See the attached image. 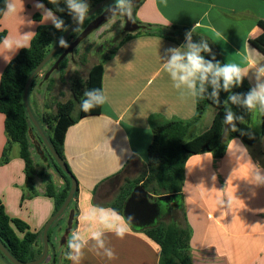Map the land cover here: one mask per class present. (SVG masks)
<instances>
[{
    "label": "crops",
    "instance_id": "0c3cea01",
    "mask_svg": "<svg viewBox=\"0 0 264 264\" xmlns=\"http://www.w3.org/2000/svg\"><path fill=\"white\" fill-rule=\"evenodd\" d=\"M35 2L39 1L15 0L16 14L0 12V34L19 38L29 33L31 43L39 25L34 16L41 13ZM3 9L4 0H0ZM134 15L149 29L120 42L105 61L102 89L107 102L101 114L80 119L65 137L64 156L78 182L77 195L67 211L77 214V227L85 237L89 225L83 214L91 205L113 208L120 191L148 171L152 128L171 120L193 122L196 115V98L180 96L158 55L166 58L168 48L185 42L173 33V27L189 31L197 25L195 33L209 39L225 62L239 64L245 71L257 62L264 63V55L250 43L262 33L257 22L264 20V0H143ZM4 39L0 42V81L8 63L22 50L10 52ZM246 79L253 87L252 72ZM231 107L243 117L241 121L261 131V114ZM39 111L41 116L52 113L46 104ZM216 113L215 107L208 106L192 123L185 141L208 130ZM231 132L225 125L222 157L204 152L190 157L185 166L184 201L174 221L190 230L193 264H264V185L257 186L252 178L254 165L264 172V136L255 145H248L237 137L229 138ZM8 146L5 116L0 113V201L10 218L21 220L31 232L38 233L55 210L54 200L45 196L48 180L57 192L63 191L67 182L32 152L37 170L44 169L45 177L27 183L17 144L11 146L4 161ZM67 228L68 224L63 229L67 232ZM105 241L114 251V259L104 256L89 239L80 264H160L159 247L131 225L122 239L109 232Z\"/></svg>",
    "mask_w": 264,
    "mask_h": 264
},
{
    "label": "trees",
    "instance_id": "16d2710c",
    "mask_svg": "<svg viewBox=\"0 0 264 264\" xmlns=\"http://www.w3.org/2000/svg\"><path fill=\"white\" fill-rule=\"evenodd\" d=\"M36 1L44 3L46 8H53L51 4L47 3V0ZM89 1L92 3L90 7L91 9L101 0ZM61 6H63V4ZM57 15L65 21V26L68 30L75 24L67 12L57 13ZM93 18L94 16L88 19L81 26V31L79 33L73 32L69 36L67 40L68 44L73 42L78 37V35L84 30V28ZM34 19L35 21L40 22L41 15L35 14ZM136 22L139 24L137 20ZM257 24L262 30V33L258 37L251 39L250 43L255 49L264 55V20H259ZM148 29L149 28L146 26H141L140 31H147ZM67 31H58L52 24H39L30 46L22 49L19 54L8 63L1 76L0 113L5 116V130L9 137V146L4 150V161L7 162V156L12 144H18L20 148V157L25 163L26 181L29 184H33L36 177L44 178L45 171L43 169L40 171L37 170L38 166L35 162V159L33 158L32 131L36 129L33 127L24 104L25 86L40 62L47 57V55L58 43L59 39ZM173 31L177 33L176 35L180 36L182 39H185V33L188 30L175 26L173 27ZM132 35L133 34H127L125 38L121 39V42L131 38ZM4 37L5 33H1L0 42H2ZM199 38H204L209 42L212 53L215 55L216 60L220 61L221 63H226L222 59L216 46L209 39L205 38L201 34L194 33V41ZM65 49L66 48L61 47L54 56V59L59 58ZM114 50L111 53H114ZM108 58L109 57H106L103 62L95 64L89 71L87 79L75 77L72 80L70 85L72 98L64 103H59L57 105V112L54 115L45 114L44 116H41L40 119H37L52 147L62 157V159L65 160V162L64 143L69 128L76 124L80 119L101 114L102 105L92 109L89 112L81 111L79 106L86 90L93 88L102 89L104 63ZM205 58L211 59V56L206 55ZM67 64L68 58L66 57L59 65V73L61 75L64 73ZM39 76L40 75L38 74L35 77L30 88L29 96H31L33 90L39 86L37 82ZM50 79L49 81L51 83L52 79ZM46 81L47 79H45V74H43L42 83H45ZM50 85L51 84H49V87L51 88L52 86ZM250 88L251 87L245 78L242 87L235 88L233 91L246 93ZM226 96L227 93L221 92V101H223ZM196 102V115L193 119V122L198 121L202 117L208 106L211 105L217 109V113L214 117L211 127L195 138L185 141L187 133L193 122L171 120L160 125H155L152 128V143L148 149V171L135 181L129 182L127 186L120 191L117 200L113 204V208L123 215L124 204L130 196L132 190L138 185H142L149 193L157 197L164 195L172 196L171 202L163 205V214L161 217L162 219L164 217L170 216L172 213V218L169 223L160 222L159 220L155 227L145 230L135 228L136 230L143 232L159 247L160 264H193L189 253L190 230L187 227H178L174 221L175 216L173 215V213H176V211L181 210L183 206L184 197L182 191L184 185L185 166L190 157L204 152H215L218 157H222L225 148L223 143V133L225 126L223 123V104H214L209 99H196ZM76 110L78 114L75 117L74 113ZM45 126L49 127V133L46 131ZM236 129V131L231 132L229 138L237 137L248 145H255L260 140V138L264 136V115H262V128L260 132L253 129L244 121L240 120L236 121ZM36 135L39 144L44 147V150L51 161V165L67 182L66 188L61 192H57L51 179H49L47 182L45 196L54 200V214H56L68 197L69 191L71 189V180L57 165L56 161L53 159L52 155L37 132ZM36 194L37 192H33V195ZM76 195L77 193L75 196ZM59 220L49 230L50 242L54 249L56 247L54 244L55 229L59 225ZM77 224V214L75 213L72 229L71 231L66 232L67 240L70 233L77 228ZM0 241L4 244V246L14 258L23 263L37 260L44 252L43 230L38 233H33L30 231V228L26 223L19 219L10 218L7 215L1 201ZM66 250L68 251L67 243ZM0 255L10 264H12L1 252ZM58 261L59 259L55 255L53 264H58ZM43 264H48L47 260Z\"/></svg>",
    "mask_w": 264,
    "mask_h": 264
},
{
    "label": "clouds",
    "instance_id": "9594fccd",
    "mask_svg": "<svg viewBox=\"0 0 264 264\" xmlns=\"http://www.w3.org/2000/svg\"><path fill=\"white\" fill-rule=\"evenodd\" d=\"M53 8H46L42 2H35L34 7L41 12V23L51 22L58 31H67L65 21L57 13H65L71 16L76 27L75 33L81 31L89 12L88 0H47ZM63 4V6H61ZM134 0H113V3L106 8L109 13L108 23H116L120 19V27L124 28L127 22H136L134 17ZM5 16L14 15L17 12L15 0H4V9L0 10ZM33 23V21H29ZM197 25L185 33V42L178 47H170L166 50L167 57L161 56L162 68L172 81L173 87L181 97L190 96L196 99H209L214 104L224 106L223 123L236 131V121L243 120L237 116L232 105L243 108L247 113H259L264 115V63L253 64L248 71H245L236 63H221L216 60L209 42L204 38L194 41V33ZM29 33L19 38L5 37L3 44L12 53L29 46ZM59 45L62 48L69 47L68 42L61 37ZM211 56L206 59L205 56ZM252 72L255 84L246 93L234 92L233 89L242 87L244 79ZM221 92L227 93L226 98L221 101ZM107 96L102 89H88L84 92L80 103V110L89 112L92 109L104 105ZM253 182L259 186L264 185V172L259 166L254 165L252 171ZM223 203V200L220 204ZM228 206L231 200L228 199ZM83 219L88 223V235L85 237L78 229H74L67 240L66 258L73 264H80L84 255V249L88 240L95 242L97 249L108 259H114V251L107 247L105 241L106 233H113L118 238H123L129 231L134 217L121 215L116 209L100 205H91Z\"/></svg>",
    "mask_w": 264,
    "mask_h": 264
},
{
    "label": "water",
    "instance_id": "95a60500",
    "mask_svg": "<svg viewBox=\"0 0 264 264\" xmlns=\"http://www.w3.org/2000/svg\"><path fill=\"white\" fill-rule=\"evenodd\" d=\"M113 0H101L98 4H96L93 8L90 9V12L85 20V22L94 16L97 12H99L102 8L109 5ZM141 0H136V3H139ZM109 13L105 10L98 18L94 19L93 21L89 22L84 30L78 35V37L69 44V47L65 49V51L60 55V57L54 63V66L50 68V70L45 74V79H48L51 74L59 68L60 63L68 57L73 51L94 31L99 29L104 23L108 22ZM84 22V23H85ZM76 27L74 24L69 30L62 36L66 41L69 36L74 32L73 29ZM141 29V25L137 22H127L125 24V32L128 33H135ZM59 41L55 45V47L51 50V52L44 58L40 64L37 66L36 70L30 76L24 92V104L29 115V118L35 127L37 133L41 137L42 141L46 145L47 149L49 150L50 154L52 155L53 159L56 161L57 165L62 169L66 176H68L71 180V189L69 191L68 197L65 200L63 206L60 210L54 214L49 221L45 224L43 230V246L44 252L40 258L37 260L23 263L14 258L11 253L7 250L4 244L0 241V252L12 263V264H43L49 257V252L53 248L50 238H49V230L51 227L67 212L69 209L71 202L74 200L75 194L78 190V182L72 171L69 169L65 160L55 151L52 147L51 143L49 142L43 128L39 124L38 120L36 119L29 102V92L31 85L35 79V77L40 74L44 67L51 62L54 56L60 49ZM172 196L171 195H164L155 197L153 194L149 193L142 185L136 186L128 199L124 204V212L123 215L125 217L132 216L134 220L131 224L132 227L140 230H145L148 228L155 227L157 222L161 219L163 214L162 205L168 204L171 202ZM75 217L74 210H70L69 218H68V228L67 231H71L73 221Z\"/></svg>",
    "mask_w": 264,
    "mask_h": 264
},
{
    "label": "rangeland",
    "instance_id": "374dc122",
    "mask_svg": "<svg viewBox=\"0 0 264 264\" xmlns=\"http://www.w3.org/2000/svg\"><path fill=\"white\" fill-rule=\"evenodd\" d=\"M135 1L136 0H134L135 3L134 10L136 11L138 5H140L139 3H141L142 1H140L139 3H136ZM88 2L91 7L92 5L91 1L88 0ZM111 3H113V1ZM39 14L41 15V13ZM135 18L138 21L136 15ZM35 22H37L40 25H45L48 23L45 22L42 24L41 22L38 21ZM124 28L120 27L119 18L114 24L108 22L103 24L99 29H97L92 34H90L73 51V53H71L67 57L68 64L62 75L59 73V68H58L51 74V76L47 79L45 83H42L43 74H46L50 70V68L54 66L56 59L53 58L51 62H49L44 67L43 71L39 74L40 76L37 80L39 86L36 87L33 90L31 96H29L30 106L33 113H35L34 115L36 119L41 118L40 115L41 113L39 110L41 106H43V104H46L48 106L50 105L52 113H48V114L54 115L57 112L56 111L57 104L64 103L71 98L72 94H71L70 85L72 80L75 77L87 79L91 68L95 64L103 62L106 57H109L111 55V52L120 44L122 38H125L127 34L136 33V32L135 33L125 32ZM173 33L177 34L176 32ZM50 78L52 79L51 83L49 81ZM49 84H51L50 85L52 86L51 88L49 87ZM77 114L78 112L76 110L74 116L76 117ZM45 129L48 133L50 132L49 127L45 126ZM36 132H37L36 130L32 131L34 156L38 158V160L41 159V161L43 162L45 161L51 164V161L48 155L46 154L44 147L41 144H39ZM17 146L16 148H18ZM69 214L70 212L67 211L60 218L58 222L59 225L55 229L54 244L56 247L55 249L52 248L49 252V259L47 262L48 264L54 263L55 255L59 259V264H66L67 262V258H66L67 234H66V230H64L63 228L68 224ZM173 215L176 216L175 219L179 218L180 216L178 211H176V213H173ZM171 218H172V213L170 214V216L160 219V222L169 223L171 221ZM59 231H62V233H60V235L57 236V232ZM64 245L65 247H63ZM0 264H10V263L0 255Z\"/></svg>",
    "mask_w": 264,
    "mask_h": 264
},
{
    "label": "flooded vegetation",
    "instance_id": "af4514ba",
    "mask_svg": "<svg viewBox=\"0 0 264 264\" xmlns=\"http://www.w3.org/2000/svg\"><path fill=\"white\" fill-rule=\"evenodd\" d=\"M112 3H110L109 5H111ZM109 5H107L106 7H104V8H102L100 11H99V13H96L95 15H94V18L91 20V21H93L94 19H96V18H98L105 10H106V8L109 6ZM90 21V22H91ZM105 24V23H104ZM60 57V56H59ZM57 60V59H56ZM162 208H163V205H162Z\"/></svg>",
    "mask_w": 264,
    "mask_h": 264
}]
</instances>
